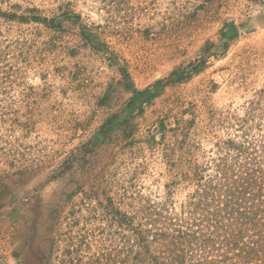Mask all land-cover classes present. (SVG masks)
<instances>
[{"label":"rangeland","instance_id":"374dc122","mask_svg":"<svg viewBox=\"0 0 264 264\" xmlns=\"http://www.w3.org/2000/svg\"><path fill=\"white\" fill-rule=\"evenodd\" d=\"M0 8L59 24L0 19V264H60L72 238H110L109 200L139 223L155 207L178 208L193 188L184 176L194 164L213 170L229 142L264 145V0H0ZM232 23L240 35L223 56L97 142L131 98L129 83L144 90L198 62ZM53 239L61 242L51 250Z\"/></svg>","mask_w":264,"mask_h":264},{"label":"trees","instance_id":"16d2710c","mask_svg":"<svg viewBox=\"0 0 264 264\" xmlns=\"http://www.w3.org/2000/svg\"><path fill=\"white\" fill-rule=\"evenodd\" d=\"M29 13L18 15L0 8V19L59 27L54 18L42 17L36 10ZM239 35L240 26L226 24L221 43L207 44L198 62L176 69L144 90L129 83L131 98L119 113L106 119L96 135L97 142L126 131L166 87L202 73L208 59L223 56ZM83 37L88 43L95 40L85 31ZM122 73L130 79L126 71ZM229 143L228 153L213 170L194 164L191 176H184L193 188L178 208L155 207L137 223L109 200L105 217L115 229L110 238L97 239L92 232L72 238L74 242L63 250L60 264H264V145L247 136L240 145ZM60 242L53 239L51 250Z\"/></svg>","mask_w":264,"mask_h":264}]
</instances>
